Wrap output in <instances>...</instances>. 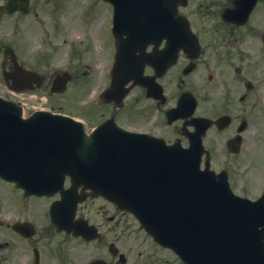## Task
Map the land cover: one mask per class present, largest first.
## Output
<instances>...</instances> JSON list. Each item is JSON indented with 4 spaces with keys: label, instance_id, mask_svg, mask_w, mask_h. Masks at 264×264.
Instances as JSON below:
<instances>
[{
    "label": "flooded vegetation",
    "instance_id": "flooded-vegetation-1",
    "mask_svg": "<svg viewBox=\"0 0 264 264\" xmlns=\"http://www.w3.org/2000/svg\"><path fill=\"white\" fill-rule=\"evenodd\" d=\"M7 1L0 0V6ZM43 1L25 0L26 13L16 10L0 16V22H6L9 38L19 36L2 47L7 54L1 67L7 88L45 89L47 85L43 78L25 71L22 62L16 67L11 59L15 50L24 47L20 28L31 24ZM171 1L164 0V8H170ZM251 1L245 0L244 6L248 7ZM48 2L57 11L73 3L71 0ZM90 7L93 14L86 10ZM176 9V15L189 21L199 45L197 57L192 58L178 47L174 51L175 64L164 72L155 70L149 60L171 41V28L155 27L154 18L158 15L154 13L137 14L135 27L131 31L119 28L117 35L123 41L132 34L133 55L142 62L143 78L152 82L156 79L162 94L158 98L147 96L146 86L136 82L130 101L121 108H114L113 104L103 107L101 119L114 115L116 123L125 129L161 137L168 144L179 141L185 147L186 134L194 127L189 124V118H171L169 112L179 98L184 101V95L191 94L196 102L195 116L212 120L229 117L226 126L210 124L203 143L209 151L211 168L215 172L226 170L231 184L238 185L233 169L242 153L249 158L246 166L252 175H255L253 163L259 162L264 167V146L259 153L246 154L264 143V52H252V43L264 41V0H255L246 18H243L242 0H187L186 5L179 4ZM84 11L87 21L96 16L100 36L111 44L110 53H114L113 5L109 0H85ZM146 25L152 27L145 28ZM183 40L185 36L172 41ZM184 106L188 107L183 102L181 113L186 111ZM205 160L204 154L201 167ZM69 185L65 181L64 188ZM77 191L81 192L82 188ZM86 192L87 197L77 203L74 211L67 201L59 205V212L54 215L51 207L59 203L63 190L49 195L27 193L0 179V264H185L140 228L132 214L104 197H93ZM52 214L63 218L61 223L67 228L59 227Z\"/></svg>",
    "mask_w": 264,
    "mask_h": 264
},
{
    "label": "water",
    "instance_id": "water-1",
    "mask_svg": "<svg viewBox=\"0 0 264 264\" xmlns=\"http://www.w3.org/2000/svg\"><path fill=\"white\" fill-rule=\"evenodd\" d=\"M41 114L22 119L18 107L0 100L1 175L36 180L43 189L68 173L117 195L189 264H264V209L234 197L225 178L198 169L197 141L181 151L129 135L86 136L77 124Z\"/></svg>",
    "mask_w": 264,
    "mask_h": 264
},
{
    "label": "rangeland",
    "instance_id": "rangeland-1",
    "mask_svg": "<svg viewBox=\"0 0 264 264\" xmlns=\"http://www.w3.org/2000/svg\"><path fill=\"white\" fill-rule=\"evenodd\" d=\"M39 20L41 21L42 19L39 18ZM76 23V22H75ZM74 22L68 23L67 27H68V31L66 30L65 33L63 35H65L66 37H59V38H53L52 36L47 38V42L43 44V42L41 41V39L36 42H32V39H29L30 44L29 45H35V48H38L41 44L43 48V53L48 52L49 49L53 50L52 51V56H51V62L55 63L56 65H62V64H68L70 61L69 57H68V51L72 48V46H78L80 43V38L84 37L86 38V34H93V32L90 30H88L89 28H85V27H80V25L77 23L75 24ZM46 25H48L45 22ZM85 30H83V29ZM41 30V29H40ZM88 30V31H87ZM76 35H81V36H76ZM76 36V37H75ZM65 40H64V39ZM75 39V40H74ZM46 38H44L43 36V41H45ZM84 43L86 42L85 39H83ZM97 45V43H95ZM100 46V45H99ZM29 47V46H28ZM101 48L98 47V50H95V47H91L90 43H89V49L91 51H88V58L91 59H95L96 58V65L93 69V67L90 65L89 60H84V63L82 64V67H86L88 72L83 76V78H80L79 80L82 81V79L84 80H90V86L85 89H79L78 87L75 89V91L71 88V90L74 92L75 95H79V98H84V96H88L90 94L93 93V91L97 90V88H100L103 84V82H101V80L104 78V73H105V69H106V65H107V58L104 56V47L101 45ZM30 49V47H29ZM56 50V53H54ZM95 51H98L97 53H95ZM98 56V57H97ZM89 64H88V63ZM85 72V70H84ZM80 73V70H79ZM72 91L70 92H66L64 97H66L67 99H69V96L72 95ZM261 171V169H259L257 171L256 168V172L259 173Z\"/></svg>",
    "mask_w": 264,
    "mask_h": 264
}]
</instances>
